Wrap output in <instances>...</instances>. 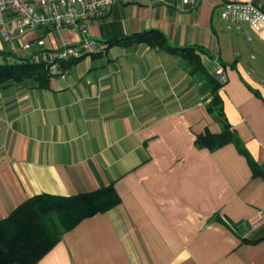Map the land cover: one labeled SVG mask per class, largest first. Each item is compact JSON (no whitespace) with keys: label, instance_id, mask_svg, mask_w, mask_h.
I'll use <instances>...</instances> for the list:
<instances>
[{"label":"crops","instance_id":"obj_1","mask_svg":"<svg viewBox=\"0 0 264 264\" xmlns=\"http://www.w3.org/2000/svg\"><path fill=\"white\" fill-rule=\"evenodd\" d=\"M227 1L250 0L115 3L89 24L103 52L45 85L0 86V221L37 195L113 186L119 197L30 264H264V27L223 20ZM147 30L193 47L202 70L130 38ZM36 39L43 45L21 47ZM79 39L28 29L13 50L0 31V63L42 61ZM220 65L233 138L209 148L197 137L222 131L210 110Z\"/></svg>","mask_w":264,"mask_h":264},{"label":"trees","instance_id":"obj_2","mask_svg":"<svg viewBox=\"0 0 264 264\" xmlns=\"http://www.w3.org/2000/svg\"><path fill=\"white\" fill-rule=\"evenodd\" d=\"M153 47H161L170 53L187 58L191 71L202 70L199 56L193 47H177L169 43L166 36L154 30H147L130 37ZM122 38H114L116 43ZM71 65V64H70ZM51 77L43 61L29 58L14 63H0V86L12 82L35 79L45 85ZM218 81L212 91L211 112L219 118L222 131L216 134L198 135L197 141L203 146L214 148L229 142L233 132L224 117ZM64 202V203H62ZM119 202L113 186L87 194L70 197L37 195L20 205L8 218L0 221V264H30L42 258L61 238L63 232L75 226L80 219L98 211L111 208ZM45 215L57 216L55 233L43 223Z\"/></svg>","mask_w":264,"mask_h":264},{"label":"built area","instance_id":"obj_3","mask_svg":"<svg viewBox=\"0 0 264 264\" xmlns=\"http://www.w3.org/2000/svg\"><path fill=\"white\" fill-rule=\"evenodd\" d=\"M125 0H0V31L5 40L11 41V48L18 47L17 35L28 29L44 28L56 32L75 29L80 34L76 43H62L56 51L45 50L41 54L51 76L65 77L69 66L84 57L103 52L100 42L90 36L89 24L92 20L103 19L113 5ZM198 0H184L189 4ZM9 17L15 21L6 25ZM221 18L233 23H249L254 27H264V0L227 1ZM42 39L22 42L21 47L32 49L43 45ZM217 79L224 85L228 76L225 67L217 69Z\"/></svg>","mask_w":264,"mask_h":264},{"label":"rangeland","instance_id":"obj_4","mask_svg":"<svg viewBox=\"0 0 264 264\" xmlns=\"http://www.w3.org/2000/svg\"><path fill=\"white\" fill-rule=\"evenodd\" d=\"M50 49H55L54 47H49ZM64 203V202H62ZM57 216H49L45 215L43 217V223L47 228H53L54 231H51L52 233H55V227L58 224L57 223Z\"/></svg>","mask_w":264,"mask_h":264}]
</instances>
